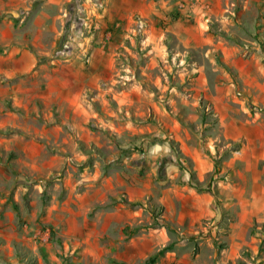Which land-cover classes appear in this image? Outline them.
Masks as SVG:
<instances>
[{
    "label": "rangeland",
    "instance_id": "374dc122",
    "mask_svg": "<svg viewBox=\"0 0 264 264\" xmlns=\"http://www.w3.org/2000/svg\"><path fill=\"white\" fill-rule=\"evenodd\" d=\"M110 7L0 0V264H264V0Z\"/></svg>",
    "mask_w": 264,
    "mask_h": 264
},
{
    "label": "trees",
    "instance_id": "16d2710c",
    "mask_svg": "<svg viewBox=\"0 0 264 264\" xmlns=\"http://www.w3.org/2000/svg\"><path fill=\"white\" fill-rule=\"evenodd\" d=\"M199 110V114H200V116H201V121H206V119H207V114L204 112V110H205V107H204V104H203V102H201L200 103V108L198 109ZM259 110H264V109H262V108H259ZM216 119V118H215ZM233 148H232V151H236V150H238V148L240 147V144L239 143H237V144H234L233 146H232ZM187 173L190 175V177H191V181L193 182V183H190V186H192V187H194V188H196V189H198V190H202L203 188H201V186L198 184V183H196V180H194V179H192V171H191V169L190 168H187ZM125 204H127V205H129V206H138L139 204L138 203H135V204H133V203H131V202H124ZM135 230H133V233H135L134 232ZM53 233V232H52ZM163 253V250H161V251H159V252H157L156 254H154L152 257H149L145 262H144V264H154L155 263V261H156V259L158 258V256L159 255H161ZM114 263L115 264H123L122 262H117V261H114Z\"/></svg>",
    "mask_w": 264,
    "mask_h": 264
},
{
    "label": "crops",
    "instance_id": "0c3cea01",
    "mask_svg": "<svg viewBox=\"0 0 264 264\" xmlns=\"http://www.w3.org/2000/svg\"><path fill=\"white\" fill-rule=\"evenodd\" d=\"M162 0H157V2H155L154 0H149L147 3V0H109V4L111 5L110 9L120 11L123 9V5H127V4H138V9H140L141 13L143 14H147L146 12V6L149 7L151 9L152 12L155 11V5L156 3L159 4L161 3ZM162 6V5H161ZM134 9V8H131ZM126 11V10H123ZM131 11V10H130Z\"/></svg>",
    "mask_w": 264,
    "mask_h": 264
}]
</instances>
